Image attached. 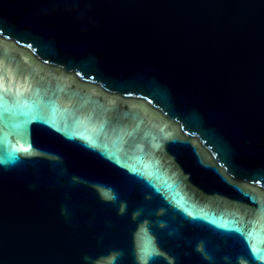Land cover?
<instances>
[{"label": "water", "instance_id": "obj_1", "mask_svg": "<svg viewBox=\"0 0 264 264\" xmlns=\"http://www.w3.org/2000/svg\"><path fill=\"white\" fill-rule=\"evenodd\" d=\"M0 264H264V0H0Z\"/></svg>", "mask_w": 264, "mask_h": 264}]
</instances>
